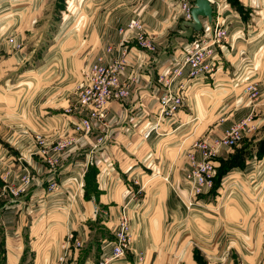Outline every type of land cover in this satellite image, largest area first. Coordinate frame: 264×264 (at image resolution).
<instances>
[{
  "label": "crops",
  "instance_id": "crops-1",
  "mask_svg": "<svg viewBox=\"0 0 264 264\" xmlns=\"http://www.w3.org/2000/svg\"><path fill=\"white\" fill-rule=\"evenodd\" d=\"M54 1L0 0V264H56L70 232L84 241L70 264H98L123 205L136 237L114 264H264V0H214L198 23L182 8L196 0ZM217 27L227 34L214 44ZM202 47L217 70L177 77L169 89L186 102L163 111L160 76ZM99 59H124L129 89L103 118L77 95ZM244 117L251 135L215 157L211 185L196 191L194 143ZM84 119L90 130L78 129ZM50 181L60 190L47 193Z\"/></svg>",
  "mask_w": 264,
  "mask_h": 264
},
{
  "label": "built area",
  "instance_id": "built-area-1",
  "mask_svg": "<svg viewBox=\"0 0 264 264\" xmlns=\"http://www.w3.org/2000/svg\"><path fill=\"white\" fill-rule=\"evenodd\" d=\"M210 2L214 3V0H210ZM182 8L186 17L191 19V4L183 1ZM127 28L138 33L141 46L149 49L155 48L153 43L145 36L144 26L140 20L130 19L127 23ZM226 34V29L217 27L214 32V44L221 43ZM208 54L205 47L192 50L180 66L171 69L167 76H160L159 80L167 86V92L160 99V106L163 111H177L186 102V91L174 92L169 89L177 77L187 73L190 79H194L209 76L217 70V65L209 59ZM124 62V59H121L107 63L99 59L83 70L85 80L78 89V100L82 106L93 110V115L100 118L105 117L107 106L111 101L126 97L129 94V89L123 84L120 75ZM251 121V117H244L233 123L221 136L212 140H198L194 143V147L200 150L202 155L200 159L193 153L190 155L191 164L188 176L192 181L197 182L196 191H201L203 185H211V176L216 170L215 157L226 148L236 147L246 137L251 135L254 129ZM91 128V121L84 119L78 129L90 130ZM38 141L41 144L44 143V139L41 136L38 137ZM68 143L69 140L67 139L61 140L54 147V150L61 151ZM30 181V176L25 175L23 186L17 190L11 189V191L14 194L25 191ZM58 188L59 184L57 181H51L47 186L48 191H55ZM6 189V187H0V202ZM193 204V202H189L188 207L191 208ZM117 216L111 254L104 256L98 264H114L124 260L132 249L136 232L132 226L128 205H123ZM83 244L84 241L80 237L73 232L68 233L66 243L57 257L56 264H70L72 257H74L76 251L83 247Z\"/></svg>",
  "mask_w": 264,
  "mask_h": 264
},
{
  "label": "water",
  "instance_id": "water-1",
  "mask_svg": "<svg viewBox=\"0 0 264 264\" xmlns=\"http://www.w3.org/2000/svg\"><path fill=\"white\" fill-rule=\"evenodd\" d=\"M192 17L196 23L199 22L200 16L208 17L213 16V6L210 0H196L195 6L191 11Z\"/></svg>",
  "mask_w": 264,
  "mask_h": 264
},
{
  "label": "rangeland",
  "instance_id": "rangeland-1",
  "mask_svg": "<svg viewBox=\"0 0 264 264\" xmlns=\"http://www.w3.org/2000/svg\"><path fill=\"white\" fill-rule=\"evenodd\" d=\"M54 3H55V7H56V8H58V7H63V6L65 5V0H55ZM228 149L230 150L231 148H228ZM239 153H240V152H239ZM238 155H240V154H238V153L235 154V152H234V153H231L229 156H232V157L235 156V157H236V156H238ZM23 180H24V179H23ZM30 182H31V181H30ZM50 182H51V181H50ZM23 183H24V182H23ZM48 184H49V183H48ZM58 184H59V188H61V187H60V183H59V181H58ZM29 185H30V184H29ZM29 185H28V186H29ZM22 186H23V185H22ZM47 186H48V185H47ZM47 186H46L47 193H53V192L55 193L56 191L60 190V189L58 188V189L55 190V191H48Z\"/></svg>",
  "mask_w": 264,
  "mask_h": 264
},
{
  "label": "trees",
  "instance_id": "trees-1",
  "mask_svg": "<svg viewBox=\"0 0 264 264\" xmlns=\"http://www.w3.org/2000/svg\"><path fill=\"white\" fill-rule=\"evenodd\" d=\"M238 156H240V155H238ZM237 157V156H236ZM228 167V165L227 166H225L224 168H227Z\"/></svg>",
  "mask_w": 264,
  "mask_h": 264
}]
</instances>
